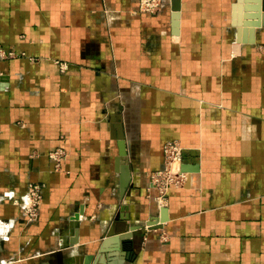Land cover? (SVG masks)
Returning a JSON list of instances; mask_svg holds the SVG:
<instances>
[{"label":"crops","instance_id":"crops-1","mask_svg":"<svg viewBox=\"0 0 264 264\" xmlns=\"http://www.w3.org/2000/svg\"><path fill=\"white\" fill-rule=\"evenodd\" d=\"M236 1L165 0L148 14L139 0H0L2 261L264 264V25H246L264 6L243 1L239 16ZM169 140L188 176L158 208L149 174ZM30 182L42 199L25 223L14 200ZM111 229L124 238L99 254Z\"/></svg>","mask_w":264,"mask_h":264},{"label":"built area","instance_id":"built-area-1","mask_svg":"<svg viewBox=\"0 0 264 264\" xmlns=\"http://www.w3.org/2000/svg\"><path fill=\"white\" fill-rule=\"evenodd\" d=\"M165 0H139V11L148 14L158 12ZM8 52L6 55H12ZM63 67V66H62ZM184 148L176 140L166 141L162 146L163 164L162 167L149 174V181L157 194L154 198L158 208L166 205V195L170 187H182L188 176V172L181 170L182 154ZM66 152L62 148H56L49 153V157L54 161V167L58 169L61 161L66 157ZM177 164V170L172 171V164ZM42 199V185L30 182L27 185L25 195L21 199V203L17 200L14 204H19L23 209V215L27 222L35 221L39 215V209Z\"/></svg>","mask_w":264,"mask_h":264},{"label":"water","instance_id":"water-1","mask_svg":"<svg viewBox=\"0 0 264 264\" xmlns=\"http://www.w3.org/2000/svg\"><path fill=\"white\" fill-rule=\"evenodd\" d=\"M243 1H249V0H237L235 5H234V10H235V13H236V9H238V15L240 16V5H241V2ZM256 1H259V0H256ZM262 2V8L264 6V0H261ZM255 13H252V14H247L246 17H250V18H256L257 21H254L253 23H246V25H255V26H260V25H264V15H261L260 16V12H259V7L258 5L255 7ZM263 11V10H262ZM259 17H262V20L258 22V18ZM252 27L250 29V32L252 33ZM117 128V131L115 133V137L117 138L118 140V147H119V151H118V156L116 157L115 161L118 165V172H119V187H120V195L121 197L126 193V190L128 189V187L130 186V170L128 168V166H125L121 163V160L122 158H124L126 156V149H125V144H124V139H123V133L121 131V127L119 125H116L115 126ZM189 167H184L182 166L181 167V170L183 171H187ZM128 194V193H127ZM126 205H123L122 209H126ZM81 209L79 211V213H76L74 216H73V219L74 220H78L79 218V214H81ZM165 208L162 209V217H161V221H165L166 220V216H165ZM128 220V219H127ZM126 220V221H127ZM154 221L151 219L149 221L146 222V227L147 228H160L161 225H157V226H154ZM125 227L126 226V223H125ZM128 229V228H127ZM125 229V230H127ZM116 234V232H114L112 229L110 230V232L107 234L106 237H104L103 241H102V246L100 248V251H99V254L103 253L104 252V249L106 248L107 244L111 241V240H123L124 237H112ZM78 243V229L77 227H75L72 231V234L71 236L69 237L68 239V242H67V245H65V247H72L74 244ZM72 253V251L70 252ZM100 257L98 256L97 260L99 259ZM92 259V257H90V255H84L83 253H72L71 256H67L63 259L62 263L61 264H88V261H90ZM43 264H50L49 262H44ZM96 264V263H94Z\"/></svg>","mask_w":264,"mask_h":264},{"label":"rangeland","instance_id":"rangeland-1","mask_svg":"<svg viewBox=\"0 0 264 264\" xmlns=\"http://www.w3.org/2000/svg\"><path fill=\"white\" fill-rule=\"evenodd\" d=\"M168 191H169V189H168ZM168 191H167V195H168ZM167 195H166V203H167V200H168V198H167ZM23 196L24 195H22L20 198H23ZM16 200V199H15ZM14 200V201H15ZM19 203H21V201H19V200H17ZM15 205H17V206H19V204H15ZM21 207V206H20ZM21 209H22V207H21ZM22 212H23V209H22ZM32 222H34V221H32ZM25 223H30V222H27L26 220H25ZM2 230H4V229H2ZM0 241H3L2 240V237H0ZM1 260V259H0ZM0 264H13V263H10V261H0Z\"/></svg>","mask_w":264,"mask_h":264},{"label":"bare ground","instance_id":"bare-ground-1","mask_svg":"<svg viewBox=\"0 0 264 264\" xmlns=\"http://www.w3.org/2000/svg\"><path fill=\"white\" fill-rule=\"evenodd\" d=\"M177 170V164L176 163H173L172 164V171H176Z\"/></svg>","mask_w":264,"mask_h":264}]
</instances>
